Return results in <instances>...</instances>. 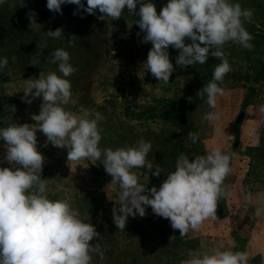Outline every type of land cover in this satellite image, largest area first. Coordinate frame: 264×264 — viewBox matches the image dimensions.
<instances>
[{
    "label": "rangeland",
    "instance_id": "374dc122",
    "mask_svg": "<svg viewBox=\"0 0 264 264\" xmlns=\"http://www.w3.org/2000/svg\"><path fill=\"white\" fill-rule=\"evenodd\" d=\"M153 2L159 12L168 0ZM239 2L242 7L254 10L251 21L245 22L247 30L259 28V32H264V0ZM77 8L74 4L63 5L61 15L47 8V0H8L0 5V57H7L9 61L0 71V128L13 123H34L31 115L40 112L42 98L31 104L23 102L25 79L58 71V64L51 63L52 52L58 48L69 51L70 62L78 69L69 77L72 98L65 107L81 116L95 112L103 115L99 125L102 149L127 147L129 141L134 145L143 138L152 144L148 160L161 165L163 171H173L178 156L181 153L195 156L193 147H197L184 134H177L176 121H171L177 117L164 119L157 116L159 109L167 107L166 101L184 102L178 105L188 107L199 133L198 147L206 153L214 146H224L236 156L232 162V216L223 219L217 215L218 219L206 220L198 230L191 232L188 237L196 241L194 250L208 251L223 246L233 251H247L249 264H264V113L259 111L264 106V77L256 81L261 68L257 64L252 67L260 44L253 40L252 50L232 42L224 45L229 60L234 61L233 71L222 82L224 96L218 97L221 119L211 123L204 119L211 111L206 95L201 98L198 93L212 79L219 60L210 56L203 65L177 66L170 82L160 84L143 67L152 44L143 42L144 33L135 24L138 17L125 8L124 15L118 20L101 21L98 10L95 15L83 10L74 14ZM30 13L35 14L38 23L32 27ZM83 22L86 26L84 33L91 44L87 48L79 41L83 32L78 27ZM56 28H63L62 38L48 37L47 31ZM169 52L175 66L179 50L170 47ZM82 54L85 60L80 57ZM33 61L37 65H33ZM182 120L183 117H179V121ZM37 137V146L45 156L42 178L46 179L47 194L52 199L69 198L81 219L95 225L101 238L90 243H98L102 250L108 244L121 250L125 243L129 246L131 241H139L137 232L148 223L150 225V219L147 223V215L130 216L124 231L116 228L112 210L119 206L118 186L110 184L113 178L105 172L101 161H95L96 164L90 160L68 162L66 148L53 147L39 131ZM5 155L4 141L0 140V166L10 167ZM174 158L175 164L172 162ZM136 174L143 184L150 180ZM249 193L255 200L252 205L245 201ZM142 231L140 234L144 235L145 230ZM146 244L150 243L147 241ZM130 248L135 249V245ZM187 259L188 255L183 259L168 256L160 264H182ZM129 260L132 263L133 256L126 257L121 264H128ZM95 262L100 264V260ZM102 264L115 263L112 258Z\"/></svg>",
    "mask_w": 264,
    "mask_h": 264
},
{
    "label": "clouds",
    "instance_id": "9594fccd",
    "mask_svg": "<svg viewBox=\"0 0 264 264\" xmlns=\"http://www.w3.org/2000/svg\"><path fill=\"white\" fill-rule=\"evenodd\" d=\"M8 0H0L4 5ZM77 5V11L95 15L98 19L115 21L128 13L138 17L143 42H151L143 67L160 84L167 85L179 68L203 65L209 57L219 60L213 77L199 91L211 111L204 119L214 123L221 119L218 97L225 94L222 86L225 76L233 71L224 45L232 42L252 50L254 37L245 27L254 10L242 7L239 0H168L158 12L153 0H47V8L63 14L62 6ZM139 5L138 12L136 11ZM30 26L38 24L34 13L29 14ZM63 28L47 31L52 39L62 38ZM75 36H73L74 38ZM191 41L190 43L186 41ZM179 50L175 66L169 49ZM64 48L52 52L51 63L58 64V71L41 73L39 78L25 79L23 102L31 104L42 98L40 112L32 114L34 123H13L0 128L4 141V159L11 166H0V264H92L93 256L104 260V251L90 242L101 238L94 224L81 219L69 198L49 197L46 179L42 178L45 156L38 148V131L47 137L53 147L67 149L68 162L101 161L105 172L118 186V204L113 208V223L124 231L129 217L153 214L170 221L180 236L198 230L206 220L218 219V201L231 196L230 185L225 183L232 172L236 158L224 146H214L206 154L189 156L181 153L173 171L159 186L141 183L134 171L146 168L159 177L163 170L148 160L152 149L149 141L141 138L132 146L101 148L102 129L100 112L83 116L67 110L72 98L69 77L78 69ZM7 57H0V71L8 65ZM37 65L36 61L32 62ZM13 111L15 107L13 106ZM259 111L264 113V106ZM193 144L200 139L198 132L188 134ZM229 139H232L231 137ZM99 165V164H97ZM248 205L255 203L249 193ZM247 251H233L223 246L208 251H189L182 264H249Z\"/></svg>",
    "mask_w": 264,
    "mask_h": 264
},
{
    "label": "trees",
    "instance_id": "16d2710c",
    "mask_svg": "<svg viewBox=\"0 0 264 264\" xmlns=\"http://www.w3.org/2000/svg\"><path fill=\"white\" fill-rule=\"evenodd\" d=\"M84 24H85L84 22L80 23L78 27V30H80V32H83L79 41H80V44H85L84 47L87 48L88 46L90 47L91 44L88 42V39H87L88 35L84 33V31H86L85 30L86 26H84ZM250 33L254 37L255 42L257 41V43L260 44L259 49L255 52L256 58L252 60V67L253 65L257 64L261 68L259 73L256 74L257 77L255 78L256 81H259L261 80L262 77H264V32L263 31L259 32V28H255V29H252ZM82 56L83 54L80 55V57ZM85 59L86 57L83 56V60ZM82 77L78 78V81H80ZM251 78H253V76ZM249 96L250 94L248 95V100L250 99ZM182 103L184 102H181L179 100L166 101L165 104L167 105V107L164 109L158 110L160 111V114L157 116V118L163 117L164 119H169L170 117H177V119L174 118L173 120H171V121H176L175 125L178 131L177 134L178 135L184 134L185 136H187V139L191 141L189 139L188 134L191 132H198V131L195 128L193 121L191 120L192 117L190 116V113L188 112V107H182L178 105ZM162 111L163 113H161ZM170 112H175V113L171 114ZM179 117H183V120L179 121ZM185 117H187L188 120H185ZM129 142L130 144H127V145L132 146L131 144L133 143H131V141ZM198 145H199V141L195 143V146L197 148L193 147V149H196L193 154L195 156L206 154L202 148L198 147ZM175 149L176 147H174V149L171 152V155L173 157H174ZM172 162L173 164H175V158L174 160H172ZM153 166H154V169L155 167H160L162 170H164L161 165L157 166L153 164ZM136 170L138 171L136 173H140L142 177L150 178V180H148V182H146L145 184L146 186L148 185L149 189L152 186H159L163 182V180L166 179V175L168 173V171L167 172L163 171L159 177H156L154 175H151V173L146 168L135 169V171ZM225 183L227 185H230L231 190H232V172L226 178ZM232 206L233 204L231 201V196L225 199H221L220 201H218L217 215L223 219L231 217L232 214L230 212L231 211L230 209L232 208ZM147 217H148L146 218L147 223H148V219H150L151 224L149 225L148 223L147 227L144 226V227H141L140 230H138L137 237L139 241L133 240L131 241V243H129L130 247L135 245V249H131L128 246V243L127 244L125 243V245H122L121 250H116L114 249V246L112 244L111 245L108 244L107 247L105 246L103 248L104 257H105L104 260L101 261L99 259V256L94 255L92 264H95L96 263L95 261L97 260H100V264H102L106 260L112 259V258L115 264H121L122 263L121 261L123 259H125L126 257H130V256H133L134 260L132 263L129 260L128 264H160V262L163 261V259L168 256L171 257V259L186 258L189 251H192L195 249L194 248V244L196 242L195 240L188 237V235L183 236V237L180 236L179 232H177L176 230L175 232H173L172 227L169 225L170 221L153 214L151 207L147 208ZM142 230H145V233H143L144 235L140 234V232H143ZM147 241L150 243L149 245L146 244ZM140 258H142L143 261H139ZM131 260H132V257H131Z\"/></svg>",
    "mask_w": 264,
    "mask_h": 264
}]
</instances>
